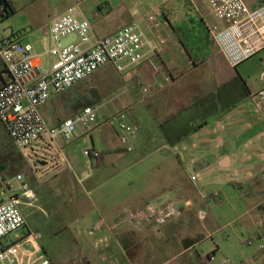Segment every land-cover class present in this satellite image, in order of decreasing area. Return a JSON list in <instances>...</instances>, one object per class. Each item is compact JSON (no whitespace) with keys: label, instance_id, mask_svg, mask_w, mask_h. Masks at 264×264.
<instances>
[{"label":"rangeland","instance_id":"rangeland-1","mask_svg":"<svg viewBox=\"0 0 264 264\" xmlns=\"http://www.w3.org/2000/svg\"><path fill=\"white\" fill-rule=\"evenodd\" d=\"M7 1L12 11L8 19L0 16V34L19 35L24 42L34 44L39 52H46L51 47L50 25L66 11L68 0ZM126 1L137 7L139 12H147V19L138 23L145 34L149 38H155L159 45L161 40L168 43L162 31H154L155 27L162 26V12L148 10L157 5L159 0ZM200 13L196 7L190 11L193 19L198 18ZM257 57L260 58V55ZM261 59L255 77L259 82L264 81V56ZM44 60L47 65L52 61L48 56ZM147 74L146 70L140 73L136 66L118 72L112 65H107L57 99H52L46 110L52 108L53 112H61L60 116H64L66 112H79L82 108L77 109L76 106L89 98L95 101L94 106L101 107V114L108 116V113L124 112L130 118L128 122L134 125V113L139 110V105H136V90L140 89L136 82L143 80L148 86ZM140 95L141 107L147 109L150 94ZM248 99L250 112H235L229 121L225 118V123L223 117H218L214 124L210 123L205 129L193 134L183 145L165 141L166 138L169 139L167 130L172 127L171 122H168L161 129L155 128L150 133H142L141 136L149 137L147 149L143 153L126 155L117 166L102 169L96 167L99 164L96 161L92 171L88 170L91 158L84 153L87 148H92L91 139L88 137L86 141L83 136L80 137V131L77 133L78 139L71 140V167L62 157L58 159L49 136L45 135L28 148L20 149L0 122V163L9 164L0 173V200L8 197L3 187L8 188L11 183L18 188L19 183L14 179L18 174L23 175L37 196L33 206L24 211L29 229L42 235L40 245L53 264H127L124 263V254L138 263V259L150 255L149 251L154 252L151 255L155 258L154 262L162 264L163 256L174 255L183 249L185 242L208 235L210 237L204 243L184 258L191 256L198 259L199 255L207 258L217 249L218 244L221 251L216 252V260L212 264H225V259H229L226 264H259V261L264 264V248H260L264 245V116L253 105L250 97ZM213 114L207 119H212ZM105 115L102 116L107 117ZM192 117V114L187 115L184 133L191 129L188 120L192 122ZM202 121L203 118L197 122ZM113 125L117 126L115 122ZM98 134L95 132L93 136ZM129 138L134 137L129 135ZM247 152L255 158L251 159ZM224 155L232 158V164L229 161L227 167L220 163ZM139 159L142 162L135 167ZM178 160L182 161L183 168L176 173ZM84 171L90 175L83 176ZM142 172H147L148 176L141 180L139 177L143 175ZM119 173L121 175L118 178H112ZM193 175L197 178L196 182L191 179ZM175 176L178 187L171 193L188 195L194 202L191 210L180 204L183 217L173 229L175 237L161 239L134 233L115 248L113 244H109L108 237L97 238L92 242L93 245L83 241L87 239L85 236H90L85 233L83 219L91 212V208H99L104 212L113 208L123 212L133 206L136 198L144 199L145 196L152 203L154 199L148 195L152 194L151 190L155 193L165 189L163 195L169 194L170 186L174 183L169 179ZM147 191L150 193H146ZM215 193L226 199L225 204L213 201L211 196ZM204 195L209 197L206 201L203 199ZM200 211L206 212L204 220L199 218ZM252 237L259 239L254 245L242 243V239ZM104 238L108 239V243L102 245L99 240ZM184 258L169 264H182Z\"/></svg>","mask_w":264,"mask_h":264},{"label":"built area","instance_id":"built-area-1","mask_svg":"<svg viewBox=\"0 0 264 264\" xmlns=\"http://www.w3.org/2000/svg\"><path fill=\"white\" fill-rule=\"evenodd\" d=\"M190 1L197 7V0ZM209 5L215 18L226 25L208 24L207 29L232 67H238L264 48V5L256 10L244 0H209ZM49 31L51 47L45 55L52 61L48 65L39 59L41 56L35 55L31 44L0 34V61L9 78L0 88V121L13 143L25 149L45 135L51 141L59 138L71 141L79 130L89 135L115 122L122 145L131 149L129 135L135 130L124 112L103 117L101 107L89 106L58 126H50L41 110L53 97L71 90L107 65L124 72L146 62L151 44L145 32L137 23H130L113 35L98 37L91 22L78 18L72 9L52 21ZM66 40L69 42L64 44ZM163 79L170 82L172 78L165 74ZM136 85L144 95L152 91L143 80H138ZM250 99L264 116V88L252 93ZM84 153L91 159L101 157V151L95 148L86 149ZM191 179L197 181L194 175ZM14 180L19 187L15 188L11 183L8 188L3 187L8 197L0 200V264H53L40 245L42 235L29 229L24 212L33 206L37 196L23 175L18 174ZM207 198L203 196L204 200ZM211 198L221 204L226 202L219 193ZM98 214L95 222L85 228V233L90 236L104 230L112 233L127 226L149 224L161 227L178 217L180 209L175 202L149 203L143 208L128 210L112 223ZM205 217L206 212L200 211L199 218L204 220ZM257 239H243V244L252 246ZM99 243L107 244L108 239H100ZM209 258L213 260L214 255Z\"/></svg>","mask_w":264,"mask_h":264},{"label":"crops","instance_id":"crops-1","mask_svg":"<svg viewBox=\"0 0 264 264\" xmlns=\"http://www.w3.org/2000/svg\"><path fill=\"white\" fill-rule=\"evenodd\" d=\"M244 1L252 10H256L264 5V0ZM7 4H9L7 0L1 2L0 12L2 14L5 13L4 8H6ZM67 4L68 7L66 11L55 19L65 15L72 9L78 18H85L91 22L93 32L98 37L113 35L126 25L130 23L138 24L140 21L146 20L148 16L147 12H139L137 7L128 4L126 0H68ZM193 7L195 8L196 6H194L190 0H159L157 5L148 9L156 13L162 12V17L160 18V24H162V26L155 27L154 31H158V33L162 31V34L168 41V43H163L164 40H161L159 45V42L156 41L155 38H149L146 35L151 44V47L148 49V58L146 62L136 67L140 73L144 72V70L148 73V86L152 88L150 96L148 97V108L144 109L141 107V101L139 100L142 97L140 95L142 92L140 89H137L136 105H139V110L134 113V125H132V122H129L132 127L134 126L133 128L135 130V133L132 135L134 138L130 139L132 145L131 149L122 145L117 126L107 124L104 125L101 130L94 131L89 135H85L81 130H79L80 132L78 131L80 137L83 136L86 141L88 137H90L92 148L101 151V157L99 159H91V165L90 168L88 167V170H94L96 161L99 162L96 167L102 169L109 166H117L126 155L143 153V150L147 149V140H149V137L145 138L141 136L142 133H150L151 129L155 128L161 129L163 125L168 124V122H171V126L176 127V132L180 134L182 131L181 129H183V122L185 124V120L182 119L184 112H209V116L215 112L213 117H211L212 119L208 120V124L205 127H208L210 123L214 124V120L218 117H223L225 123V118H228L229 121V119L235 115V112H250L247 106V101H249L248 98L252 93H256L264 88V81L259 82L255 79L261 65L260 63L262 62L261 57L264 56V48L257 54L260 55V58L256 55L240 64L238 67H232L207 29L208 24H219L221 27H224L226 25L225 22L215 18L209 5V0H197L196 8L200 10L201 13L200 15L197 14L198 18L196 19H193L194 17L190 15V11H192V9L194 10ZM165 25L167 29H165ZM5 37L31 44L34 48L35 55L41 56L39 59L45 63L44 58L46 52H39L34 44L24 42L23 37L15 34ZM4 68V64L0 61V73ZM165 74L171 76L172 79L170 82H166L163 79ZM8 80L7 73H2L0 88H2ZM59 96H55L52 99H57ZM52 99L41 110L50 126H58L77 113L64 112L65 115L60 116L59 114L61 112H53L52 108L46 110V106ZM58 108H61L60 102ZM110 114L108 113V116ZM102 115L105 114H101V116ZM128 119L130 120V118ZM217 123L220 124L219 122ZM1 124L3 125L2 122ZM3 127L5 128L4 125ZM178 127L180 129H178ZM205 127L202 129H205ZM170 128L171 127H169L168 130ZM95 132L99 133L98 136H93ZM137 135H139V137H137ZM78 137L77 134L73 141H76ZM189 137L182 139L176 144L183 145ZM150 138L153 139L151 134ZM73 141H66L62 138L52 141L58 159L62 157L64 161H66V164L71 167L73 164L71 155ZM165 141L171 142L170 139L167 138ZM255 143L258 142H254V144ZM121 149H126L127 151L121 152ZM247 153L251 155V157L249 156L251 159L255 158L253 154ZM225 158H228L231 165L232 158L228 155H224L220 163L222 164ZM141 162L142 159H139L137 163H135V167ZM176 163L177 167L175 168V172L178 173L182 171L183 163L181 160H178ZM43 164L47 165L46 162ZM142 174L143 175L139 177L141 180L148 176L147 172H142ZM82 175L88 176L90 174L84 171ZM120 175L121 173L112 178H118ZM169 180L174 181L170 186L169 194L163 195L165 189H162L155 193H153L154 190H151L152 194L148 195L154 199L152 203L158 205L167 202H175L180 209V215L178 217L161 227L148 224L139 227H122L112 233L104 230L101 233H97L96 236H85L87 239L83 241L92 243L97 238L108 237L110 241L109 244H113L115 248L117 244H122L124 242L123 239L133 236L134 233H136V235L148 234L152 237H159L161 239H165L166 237L172 239V237H175L174 234H172L173 229L182 221L183 217V215L181 216L182 206L180 204H184L187 206L188 210H191L194 202L188 195L178 196L175 193H171L177 190L178 185L175 183V181L177 182V176L174 178L170 177ZM146 193H150V191ZM145 197L144 199L136 198L133 206L123 212L115 211L113 208L105 212L99 208H91V212L83 219L84 228L90 227L95 222L99 215L98 212L104 216L108 222L112 223L122 217L128 210L145 207L150 203L147 201L148 197ZM260 226H262V224H260ZM209 237V235L201 236L200 239L195 238L192 241L185 242L183 249L178 250L174 255L168 254L167 256H163L161 260L164 261V263L162 264H169L176 259L184 258L186 255L190 254L193 249L201 245V243H204ZM125 250L128 251L127 246H125ZM125 250L121 251L124 252ZM220 251V246L217 244V249L213 251V260H210L209 256L203 258L199 255L198 259L189 256L187 259L184 258V261L188 262V264H212V262L216 260V252L219 253ZM169 252H165V254ZM149 253L150 255L146 254L148 257L145 256L143 259H138V263L136 261L133 262L129 256L124 254V263L145 264L144 261H146L147 264H157L154 262L155 258L151 256L154 252L149 251ZM184 261H182V264H186ZM224 263H229V259H225Z\"/></svg>","mask_w":264,"mask_h":264},{"label":"trees","instance_id":"trees-1","mask_svg":"<svg viewBox=\"0 0 264 264\" xmlns=\"http://www.w3.org/2000/svg\"><path fill=\"white\" fill-rule=\"evenodd\" d=\"M4 1H6V0H0V4H1V2H4ZM0 10H1V7H0ZM4 11H5V13L4 14H2L1 12V14H0V16H2L3 18H5V19H8V18H10V14H11V11H10V8H9V4H7V6H6V8H4ZM7 73V71L5 70V68H4V70L0 73V78H2V73ZM95 103V101L94 100H92V99H89V98H86V100H85V102L84 103H80L79 105H77L76 106V108L78 109V108H86V107H89V106H94L93 104ZM208 113L209 112H184V116H183V120H186V117H187V115L188 116H190V114H192L194 117H192L193 118V121L192 122H190V120H188V124L189 125H191V129L190 130H188V132H186V133H184L183 132V129H184V122H183V125H182V127H183V129H182V131H181V133L180 134H178L176 131V127H171L168 131H167V133H168V135H169V139H170V141H171V143L172 144H176V143H179L182 139H184V138H187V137H189V136H191V135H193L194 133H197L198 131H200L202 128H204L207 124H208V120L209 119H207L208 117H209V115H208ZM202 118H203V121H202V123H199V122H197L198 121V119H201L202 120ZM175 125V124H174ZM178 129H180L179 127H178ZM121 152H126L127 150L126 149H121L120 150ZM9 167V164L7 163V162H1L0 163V173L4 170V169H6V168H8ZM213 255H214V253H213Z\"/></svg>","mask_w":264,"mask_h":264},{"label":"water","instance_id":"water-1","mask_svg":"<svg viewBox=\"0 0 264 264\" xmlns=\"http://www.w3.org/2000/svg\"><path fill=\"white\" fill-rule=\"evenodd\" d=\"M68 42H69V40H66V41H64V44H66V43H68ZM222 164H223V166L227 167L228 164H229V160H228V158H225V159L223 160Z\"/></svg>","mask_w":264,"mask_h":264}]
</instances>
